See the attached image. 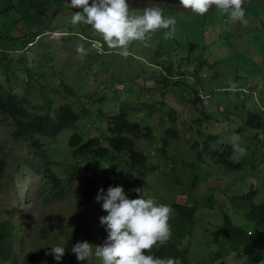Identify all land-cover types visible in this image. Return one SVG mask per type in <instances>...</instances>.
<instances>
[{
  "label": "rangeland",
  "instance_id": "374dc122",
  "mask_svg": "<svg viewBox=\"0 0 264 264\" xmlns=\"http://www.w3.org/2000/svg\"><path fill=\"white\" fill-rule=\"evenodd\" d=\"M152 5L175 18L173 34L165 38L163 32L167 30L157 29L147 34L146 42L132 41L128 55L121 56L119 49L104 44L101 34L91 25L71 23L76 9L69 7L67 0H0V81L7 78L9 82L5 84L12 85L19 96L27 98L26 105L31 111L48 102L52 108L63 103L72 105L82 117L76 131L84 138L107 133L104 119L122 108H127L131 118L142 126L152 128L154 138L136 141V146L149 157L151 165L161 167L159 178L144 180L119 174L113 184L128 182L131 188L143 187L145 195L170 207L176 201L190 203L193 197L202 211L209 210L202 213L210 216L222 207L225 195L240 193L253 184L264 194V168L251 158L245 159L247 172L225 176L219 166L212 164L206 175L199 174L202 180L176 185L172 190L169 171L166 170L167 176L162 172L173 162L163 163L165 159L158 151L169 129H178L183 136L170 141L173 145L176 142L180 151L173 150L172 145L168 156L184 157L191 162H198V151L187 140L224 137L233 148L242 147L244 151L239 154L243 155L248 146L234 140L236 129L241 127L244 140L261 136L244 122L248 112H264V1L245 0L243 17L233 19L214 8L199 15L180 4L129 0V9L134 14ZM40 29H46L47 33L23 48L26 38L34 37L31 32ZM90 39L102 44V54H97ZM199 59L205 61L198 67V79L194 63ZM181 62L184 63L179 66ZM25 68L34 69L32 79H28ZM174 68L183 72L184 83L163 85L165 73ZM9 121L10 117L0 111V142L4 143L7 154H21L24 148L21 150L9 136ZM48 145L55 154L60 153L57 142ZM51 161H55L58 173L68 168L63 159L56 157ZM88 166L107 177L113 172L107 163ZM253 167L257 171H252ZM18 170L23 178L15 180L12 169H8L5 174L8 184L0 188V216L14 217L22 237L16 248V264L32 251L40 264L44 261L54 264L50 262L52 255L46 254L45 249L51 247L49 243L63 244L66 234L74 230L79 182L66 186V193L55 199L51 190H47L45 179L35 177L26 166H19ZM181 178L189 180L184 175ZM95 230L98 234L97 224ZM103 240L98 237L95 244ZM197 253L204 255L201 249ZM232 260L231 264H238ZM91 262L100 264L96 257H91Z\"/></svg>",
  "mask_w": 264,
  "mask_h": 264
},
{
  "label": "trees",
  "instance_id": "16d2710c",
  "mask_svg": "<svg viewBox=\"0 0 264 264\" xmlns=\"http://www.w3.org/2000/svg\"><path fill=\"white\" fill-rule=\"evenodd\" d=\"M45 31L40 29L31 32L34 37H27L23 47L34 42L36 37ZM204 61L199 59L194 63V73L198 79V67L202 66ZM183 63L181 62L179 66ZM171 67L175 66L172 64ZM23 71L29 80L35 74L33 68H25ZM165 75L161 83L167 86H170V83L179 84L183 79L181 78L183 72H180V69H168ZM5 82L8 83L9 80L6 78ZM5 82L0 81V111L10 117L9 136L21 150L24 148V151L21 154L14 152L9 155L4 143L0 142V188L8 184L5 177L8 169H12L15 180L23 178V173L18 170L19 166H26L35 177L45 179L51 187H47V190H51L52 198L55 199L66 193V186L69 188L74 182H79L76 226L71 233L66 234L62 260L56 262L52 259L50 262L92 264L91 257L77 261L75 254L70 250L71 245L78 240H88L95 244L98 237L105 238L107 235L104 226L99 222V217L106 212L100 207V202L94 199L99 188H106L109 184L116 185L113 184L114 178L119 174L134 175L144 180L151 177L159 178L161 167L151 165L149 157L136 146V141L152 140L155 136L154 131L132 119L129 110L122 108L117 114L104 119L107 121L106 124L104 122L107 133L100 137L84 138L76 131L82 117L72 105L63 103L57 108H52L51 102H48L46 106L31 111L26 105L29 103L27 98L19 96L15 88ZM236 108L239 106H235ZM86 114L89 112L86 111ZM174 114L180 117L176 111ZM263 114L264 112L251 111L247 113L246 120L244 118L245 125L256 130L261 136L244 140L241 127L235 131L234 140L248 146L243 155L239 154L240 151L233 148L224 137L213 136L203 141L187 140L192 144V149L198 151V162L185 160L184 157L172 159L170 155L168 156V149L173 145L170 141L176 139L178 141L183 135L178 129L167 130L158 151L165 159L163 163L169 165L168 162H173L170 167L166 169L164 167L162 172L163 176H167L166 170L169 171L170 178L173 179L171 189L174 190L176 185L185 186L190 181L202 180L199 174L206 175L210 171L209 165L212 164L219 166L225 176L247 172L246 158L258 161V165L264 168ZM173 119L171 116V121ZM159 120L166 124L164 119ZM63 134L66 138L61 139ZM51 141L59 144L60 153L55 154L52 151V147L48 145ZM172 149L180 151L176 142ZM56 157L68 163L69 169L66 168L62 173L56 172L55 161H51V158ZM102 163L113 167L109 177L97 172L95 167L88 166ZM178 168L181 169L180 173L177 172ZM251 170L257 171L255 167ZM182 175L189 180L182 179ZM123 188L130 198L137 195L129 191L132 188L128 182L123 183ZM189 189L192 192V186H189ZM242 190L237 194L225 195L227 198L224 204L211 216L202 213L209 210L202 211L199 201L193 197L190 203L176 201L171 207L173 213H170L169 217L170 239L163 245L154 246L151 251L161 257H178L182 264H224L223 262L231 264L232 258L238 264H264V194L258 191L255 184L249 186V189ZM209 201L211 200L208 199ZM95 224L99 227L98 234ZM18 229L19 223L14 217L0 216V264H16V248L22 242ZM45 229L46 227L41 231ZM193 249L195 250L192 253ZM199 249L204 255L197 253ZM19 264H40V261L36 252L32 251L23 256Z\"/></svg>",
  "mask_w": 264,
  "mask_h": 264
},
{
  "label": "clouds",
  "instance_id": "9594fccd",
  "mask_svg": "<svg viewBox=\"0 0 264 264\" xmlns=\"http://www.w3.org/2000/svg\"><path fill=\"white\" fill-rule=\"evenodd\" d=\"M245 0H179L184 8L203 15L210 8L219 14L227 13L233 19L242 18ZM69 7L76 9L71 15V23H84L101 34L104 44L119 49L121 56L128 55V45L132 41H145L147 34L157 29H166L165 38L174 31L175 18L165 15L161 7H144L134 14L129 9V0H67ZM91 40V39H90ZM100 51V47L97 46ZM239 151L243 153L241 147ZM138 195L130 198L122 184H109L98 189L94 199L106 214L99 217L107 235L102 243L78 240L71 245V252L77 261L96 257L100 264H182L178 257H161L151 249L165 244L171 236L169 217L171 207L160 203L155 197L145 195L143 187L129 189ZM53 260H62L65 245L49 243Z\"/></svg>",
  "mask_w": 264,
  "mask_h": 264
},
{
  "label": "water",
  "instance_id": "95a60500",
  "mask_svg": "<svg viewBox=\"0 0 264 264\" xmlns=\"http://www.w3.org/2000/svg\"><path fill=\"white\" fill-rule=\"evenodd\" d=\"M133 1L156 2V3H164V4H170V5H178L179 4V0H133Z\"/></svg>",
  "mask_w": 264,
  "mask_h": 264
},
{
  "label": "built area",
  "instance_id": "2783aa9c",
  "mask_svg": "<svg viewBox=\"0 0 264 264\" xmlns=\"http://www.w3.org/2000/svg\"><path fill=\"white\" fill-rule=\"evenodd\" d=\"M91 42H93V45H94V47H95V49L97 50V46H99L100 47V51H98L97 50V54H102L104 51H103V46H102V44L101 43H99V42H96V40H91Z\"/></svg>",
  "mask_w": 264,
  "mask_h": 264
},
{
  "label": "crops",
  "instance_id": "0c3cea01",
  "mask_svg": "<svg viewBox=\"0 0 264 264\" xmlns=\"http://www.w3.org/2000/svg\"><path fill=\"white\" fill-rule=\"evenodd\" d=\"M44 30H46V29H44ZM59 31H60V30H59ZM60 32H61V31H60ZM45 33H47V30H46L44 33H42V34H40L39 36H37L36 39H38V38L41 37L42 35H45ZM28 45H30V44H28ZM23 48H26V46L23 47Z\"/></svg>",
  "mask_w": 264,
  "mask_h": 264
}]
</instances>
